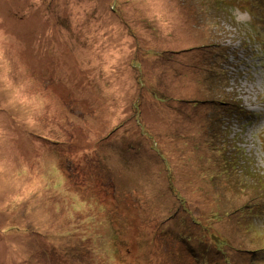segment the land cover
I'll use <instances>...</instances> for the list:
<instances>
[{
    "label": "rangeland",
    "instance_id": "1",
    "mask_svg": "<svg viewBox=\"0 0 264 264\" xmlns=\"http://www.w3.org/2000/svg\"><path fill=\"white\" fill-rule=\"evenodd\" d=\"M247 1L0 0V264H264Z\"/></svg>",
    "mask_w": 264,
    "mask_h": 264
},
{
    "label": "trees",
    "instance_id": "2",
    "mask_svg": "<svg viewBox=\"0 0 264 264\" xmlns=\"http://www.w3.org/2000/svg\"><path fill=\"white\" fill-rule=\"evenodd\" d=\"M254 1L255 0H248L247 2H245V3H248V2H250V3H254ZM224 5H222V4H220V5H218V6H216L215 8H214V10H216V12H217V15L218 14H220V13H222L223 11H224V7H223ZM245 7L246 6H244V9H245ZM255 9H257V7H255V5H252L248 10H249V12H248V14L251 16V19H253L254 17H256V16H258L259 17V15H260V13H261V15H262V17H264V6H260V8H258V11L259 12H256V10ZM231 10H234V11H239L238 10V8H237V6H235V7H231ZM238 16L237 15H229L228 17H226V19L227 20H231V21H234V22H236L237 20H238ZM220 20H222L221 18H220ZM250 21H253L252 23H254V20H250ZM245 23V22H244ZM248 23H245V25H247ZM61 26H66L65 25V23L63 22V23H61L60 24ZM66 28V27H65ZM250 28V27H249ZM250 35V37L251 38H254V37H256V35H257V31H256V29H252L251 28V33L249 34ZM145 71L144 72H141V76H140V79H139V81H140V83L141 84H143L144 82H145ZM156 73V72H155ZM142 74H144L143 76H142ZM157 74V73H156ZM152 89H153V87H152ZM158 95L160 96V97H163V95H161V94H159L158 93ZM214 101V100H213ZM140 104H142L141 103V101L139 100V99H137V101H135V103H134V105L136 106V107H138V108H140ZM212 131H215L214 129H212ZM223 131H221L220 133H222ZM155 137H151L150 138V140H152L151 141V144H152V151L154 150V148H158L159 149V151H160V155H163L164 157H165V155L163 154V151L158 147V142L154 139ZM193 138H194V136H193ZM221 142V141H220ZM221 143H223V142H221ZM223 145V148L225 147V144H222ZM214 146H216V143H215V145ZM217 153H214V156H215V158H218V159H221V153L223 152H221V148L220 147H217V148H215L214 149ZM153 153L155 154V156H157V154L153 151ZM166 158V157H165ZM190 163L192 164V160H190ZM169 166H171L170 164H169ZM164 172H165V170H164ZM160 187H157V190L159 189ZM180 187H178L177 185H175V186H168L167 187V190H168V193H169V196H170V198L174 201V203H175V206H177L179 209H181V211H182V213L184 214V218H186L187 217V214L188 213H191V210H190V206L187 204V202L185 201V200H183L182 198H184L183 196H182V192H179L178 191V189H179ZM230 189L231 188H229V190L228 191H230ZM195 194V193H194ZM187 212V213H186ZM151 213V210L148 208V215ZM197 225H199L198 223H197ZM218 236V235H217ZM262 238L263 237H257L256 238V241H258L257 242V244H258V246H260V245H263V247H264V241H262ZM221 245H224V242H223V244H221ZM263 251H264V249H263ZM262 254H264V253H262Z\"/></svg>",
    "mask_w": 264,
    "mask_h": 264
},
{
    "label": "bare ground",
    "instance_id": "3",
    "mask_svg": "<svg viewBox=\"0 0 264 264\" xmlns=\"http://www.w3.org/2000/svg\"><path fill=\"white\" fill-rule=\"evenodd\" d=\"M254 121H255V123H257L258 121L256 120V117H254ZM261 156V155H260ZM263 156V155H262ZM241 170H242V166H240V167H237L234 171L236 172V171H239V172H241ZM258 175H260L262 178H263V180H264V171H259L258 170ZM258 182H259V185L261 184V180L260 179H258Z\"/></svg>",
    "mask_w": 264,
    "mask_h": 264
}]
</instances>
